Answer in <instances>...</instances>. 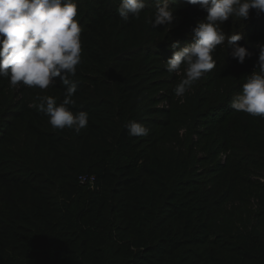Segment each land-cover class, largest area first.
I'll use <instances>...</instances> for the list:
<instances>
[{
  "label": "trees",
  "instance_id": "trees-1",
  "mask_svg": "<svg viewBox=\"0 0 264 264\" xmlns=\"http://www.w3.org/2000/svg\"><path fill=\"white\" fill-rule=\"evenodd\" d=\"M76 3L82 62L70 107L89 114L87 128L78 134L53 129L39 110L38 96L62 102L59 81L45 92L18 85L11 104L12 86L0 78V264H264V184L248 178L264 167V118L230 106L246 77L258 71L264 13L224 22L226 34H242L238 43L252 56L241 64L226 43L218 46L216 67L190 89L196 87V98L188 91L182 105L174 88L184 73L167 71L166 45L185 34V46L193 42L192 29L206 12L171 0L176 19L153 28L148 21L156 0L128 22L118 15L120 0ZM157 50L165 56L153 58ZM151 60L159 66L150 77L163 78L150 84L161 91L162 108H149L143 97ZM206 110L221 111L215 130L196 129L175 143L182 129L176 117L195 119L197 128ZM131 121L143 123L149 135L129 136ZM212 142L218 144L208 152ZM221 154L227 164L205 185L197 163ZM82 175L95 178L94 189L79 184ZM254 193L256 213L248 199Z\"/></svg>",
  "mask_w": 264,
  "mask_h": 264
},
{
  "label": "clouds",
  "instance_id": "clouds-1",
  "mask_svg": "<svg viewBox=\"0 0 264 264\" xmlns=\"http://www.w3.org/2000/svg\"><path fill=\"white\" fill-rule=\"evenodd\" d=\"M147 0H120L117 12L123 21L139 20ZM171 0H156L154 18L148 23L171 26L176 19ZM198 5L206 16L192 29L193 42L179 47L171 45L172 55L166 61L167 71L184 76L176 84L174 94L183 97L206 73L216 67L213 54L226 43L228 54L243 64L252 52L238 42L241 33L226 34L222 28L231 17L247 20L250 11L264 13V0H187ZM76 0H0V78H7L10 86H27L46 90L59 81L65 87L62 102L50 95L38 96L39 110L49 117L53 129L65 128L77 134L87 128L89 114L73 112L70 106L78 83L74 79L82 62V27L76 19ZM258 60L255 69L246 77L242 90L230 103L231 108L252 117L264 118V44L256 45ZM58 78V80H57ZM129 136L146 137L150 129L141 122L127 125Z\"/></svg>",
  "mask_w": 264,
  "mask_h": 264
},
{
  "label": "rangeland",
  "instance_id": "rangeland-1",
  "mask_svg": "<svg viewBox=\"0 0 264 264\" xmlns=\"http://www.w3.org/2000/svg\"><path fill=\"white\" fill-rule=\"evenodd\" d=\"M188 34H185L181 37H177V38H174V37H170V39L168 40L167 42V45H166V49H171L170 53L168 54V56H171V53H172V48H171V45L174 43V42H179V47H183L185 46V42L188 41ZM190 43H192V41H189ZM165 56V52L163 53V55H160L158 50H157V53H153V58H162ZM167 56V57H168ZM146 68L144 69L143 73H144V77L146 78V83L144 86H147L148 89H146V91L143 93V97H145V99L147 100V104H150L149 108H162L165 106V103L164 102H158L156 100H158L160 94H161V91L159 89H154V87L152 88V86L150 84L152 83H156V81L158 80H163L162 77H155V78H152L150 77L151 75H153V68H156L158 67V63L156 61H149L148 63H146ZM151 80V81H149ZM5 82H8V79L5 81ZM35 89H38L39 88H35ZM18 87H11V92L10 94H7V100L11 99V104L15 103L16 100L18 99ZM41 92H45L46 90H41ZM191 97L190 99L194 100L197 96L196 94V87H193L192 89V92L191 90H189ZM0 100H1V96H0ZM180 104L184 105L186 104L185 102V99L183 98V102H181ZM143 105H145V100H144V103ZM13 106V105H12ZM221 113V111L217 112V111H209V110H206V111H203L202 114L203 117L201 118V121L199 122V124L197 125V128H194V124L196 123L195 122V119H192L191 118H188V117H185V116H182V115H178L176 117V119L178 121H180L182 123V129L180 131V138L177 137V135L175 134V143L177 142V140H182V141H188V139L192 136V134L195 132L196 129L198 130H201L202 132H211V130H215V125H216V121H217V117H218V114ZM207 118V119H205ZM185 122H188V125H185ZM235 143V142H233ZM217 142H212L211 145L209 146V149H208V152H212L213 148H215V146H217ZM177 150V149H175ZM225 154H221L219 155V157L215 160L213 159H210L211 161L210 162H203V163H197V165L200 167V169H198V171L196 172L198 174V177L199 179H202L203 180V183L206 185V182L208 184H211L212 181L214 180V178L216 176L219 175V167L222 166V165H225L227 164V161L225 160V157L224 156ZM229 157H231V154H228ZM227 155V156H228ZM196 156L200 157V158H204L206 156V153H202V152H197ZM218 162L220 164H218ZM218 164V165H217ZM253 173H249L248 174V178L251 180V181H254V182H260L262 184H264V167L263 168H258V169H255V171L253 170L252 171ZM247 189H248V185L245 186L244 190H245V195L247 194ZM260 195L263 196V192L259 191ZM258 196V193H254L253 195H250V197L248 198L249 201H251L250 203V208L253 212L256 213V210H257V201L256 199ZM230 210V207L228 208Z\"/></svg>",
  "mask_w": 264,
  "mask_h": 264
},
{
  "label": "built area",
  "instance_id": "built-area-1",
  "mask_svg": "<svg viewBox=\"0 0 264 264\" xmlns=\"http://www.w3.org/2000/svg\"><path fill=\"white\" fill-rule=\"evenodd\" d=\"M79 184L87 186L89 189H94L95 178L93 176L82 175L78 178Z\"/></svg>",
  "mask_w": 264,
  "mask_h": 264
}]
</instances>
